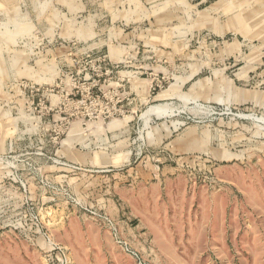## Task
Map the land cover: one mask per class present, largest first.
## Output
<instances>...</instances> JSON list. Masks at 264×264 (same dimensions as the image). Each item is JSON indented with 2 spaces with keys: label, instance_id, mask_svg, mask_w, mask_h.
<instances>
[{
  "label": "rangeland",
  "instance_id": "rangeland-1",
  "mask_svg": "<svg viewBox=\"0 0 264 264\" xmlns=\"http://www.w3.org/2000/svg\"><path fill=\"white\" fill-rule=\"evenodd\" d=\"M0 264H264V0H0Z\"/></svg>",
  "mask_w": 264,
  "mask_h": 264
}]
</instances>
